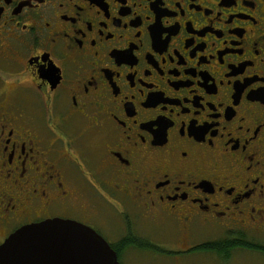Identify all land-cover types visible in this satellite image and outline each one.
I'll return each mask as SVG.
<instances>
[{
  "label": "flooded vegetation",
  "instance_id": "af4514ba",
  "mask_svg": "<svg viewBox=\"0 0 264 264\" xmlns=\"http://www.w3.org/2000/svg\"><path fill=\"white\" fill-rule=\"evenodd\" d=\"M54 219L119 264L264 254V0H0V246Z\"/></svg>",
  "mask_w": 264,
  "mask_h": 264
},
{
  "label": "water",
  "instance_id": "95a60500",
  "mask_svg": "<svg viewBox=\"0 0 264 264\" xmlns=\"http://www.w3.org/2000/svg\"><path fill=\"white\" fill-rule=\"evenodd\" d=\"M0 264H119L109 245L72 221L47 220L20 228L0 246Z\"/></svg>",
  "mask_w": 264,
  "mask_h": 264
},
{
  "label": "rangeland",
  "instance_id": "374dc122",
  "mask_svg": "<svg viewBox=\"0 0 264 264\" xmlns=\"http://www.w3.org/2000/svg\"><path fill=\"white\" fill-rule=\"evenodd\" d=\"M245 241H250L254 244H261L264 245V237H258V238H247ZM189 264H193L192 262ZM195 264H214L213 261H211V257H201L199 259L195 260ZM227 264H264V254H257V253H248L247 251L239 252L238 255L235 256L232 261H229Z\"/></svg>",
  "mask_w": 264,
  "mask_h": 264
},
{
  "label": "trees",
  "instance_id": "16d2710c",
  "mask_svg": "<svg viewBox=\"0 0 264 264\" xmlns=\"http://www.w3.org/2000/svg\"><path fill=\"white\" fill-rule=\"evenodd\" d=\"M232 247H239V248H242V249H248V250H257V251H260V248L256 247V246H253V245H247V244H244V243H238V244H233L231 245Z\"/></svg>",
  "mask_w": 264,
  "mask_h": 264
}]
</instances>
